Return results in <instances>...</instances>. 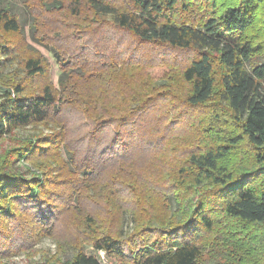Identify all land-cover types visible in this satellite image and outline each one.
Here are the masks:
<instances>
[{
	"label": "trees",
	"instance_id": "16d2710c",
	"mask_svg": "<svg viewBox=\"0 0 264 264\" xmlns=\"http://www.w3.org/2000/svg\"><path fill=\"white\" fill-rule=\"evenodd\" d=\"M252 1L240 0L212 15L217 4L196 12L192 0H17L29 18L33 42L49 49L54 58L55 77L52 64L29 45L15 4L0 0V141L34 125L55 124L59 131L47 141L42 138L41 146L32 149L26 144L13 152L28 158L36 149L37 154L55 149L62 169L72 177L50 185L63 192L51 191L47 184L8 168V153L0 157V259L24 250L34 241L35 229H50L68 212L73 195V208L85 225L93 224L83 208L90 205L86 196L91 187L104 185L120 194L122 175L138 174L125 166L144 158L153 161L173 137L163 132L182 127V117H177L162 128L167 113L161 114L157 104L174 100L171 77L156 87L143 76L146 64L134 58V50L122 48L120 37L125 35L138 47L186 54L176 68L190 87L185 103L202 109L216 93L256 151L257 164L236 174L225 171L220 163L240 139L234 137L227 146H205L203 130L197 134L202 146H194L196 151L186 159L189 169L179 168L177 175L190 173L196 183L210 181L213 189L201 195L187 216L172 211L169 202L178 197L168 199L160 191L170 220L136 219L133 230L119 237L88 231L94 233L88 238L93 250L103 252L109 264H205L201 243L213 237L218 211L245 224L264 225V189L255 185L264 176V61L253 60L255 47L241 40L253 23ZM66 12L67 17L60 16ZM94 18L97 24L91 30L67 23L82 19L89 26ZM196 119L193 128L204 122ZM230 259L228 264H264L246 261L236 251ZM62 264L101 263L95 255L75 249Z\"/></svg>",
	"mask_w": 264,
	"mask_h": 264
},
{
	"label": "rangeland",
	"instance_id": "374dc122",
	"mask_svg": "<svg viewBox=\"0 0 264 264\" xmlns=\"http://www.w3.org/2000/svg\"><path fill=\"white\" fill-rule=\"evenodd\" d=\"M12 2L15 4L13 9L18 13L22 25L27 31V27H29L27 13L25 14L23 8L17 4V0H12ZM237 2H240V0H192L196 12L208 11L210 8L212 9L214 3L217 4V9L212 15L215 12L217 14L222 12L226 6L237 4ZM252 2H254L253 23L241 40L246 39L253 44L256 49L255 56L257 57L253 60L261 63L264 61V0H253ZM60 16L67 17V12ZM94 20H88L91 22L89 26L84 25L82 19L79 22L67 19V23L77 25L83 30H91L97 24V19L94 18ZM103 20L108 21L109 19L105 17ZM25 34L29 45L40 51L53 66L54 58L49 49L33 42L30 30ZM120 38L123 44L122 48L134 50V58H140L139 60L143 61L139 62L146 64L142 75L153 81L156 87L164 86L165 81H168L167 78L171 77L172 81L168 84L174 93V100L170 98L162 99L157 106L161 114L167 113L166 117H163L162 128L169 120H176L177 117H182V127L177 129L172 127L163 132L166 134L165 136L173 134V137L168 141V145L161 150V154L153 161L144 158L138 162L136 161L133 165L125 166L126 171L138 174L134 173V176L121 174L124 176L122 179L124 183L120 187V194L112 193L109 188L110 193L108 187L104 185L91 187L86 196V198H89L90 205L85 204L83 208H87L84 210V215L85 213L88 214L93 219V224L85 225V219L81 217L82 215L78 212V209L73 208L77 200L76 196L73 195L74 198L66 206L67 213L59 217L56 222H53L50 229L44 231L41 229L40 232L35 229L34 241L28 243L24 250H19L9 257L1 258L0 264H62L72 256L75 249L86 254L95 255L101 264H109L110 260L103 252L93 250L88 238H91L94 233L90 234L88 231L110 232L113 236L119 237L126 236L133 230L136 219L144 220L148 217L159 221L170 220V213L165 211L158 196L160 191L166 193L168 199L178 197V200H174L172 203L169 202L172 211L175 213L182 210L187 216L192 210V205L200 199L201 195L211 191L214 187L210 181H204L201 184L196 183L190 173L185 174L183 177L177 175L179 168L189 169L186 159L191 152L196 151L194 146H202L197 134L203 130H205L203 132L208 137L207 140L204 139L205 146H227L234 137L240 139V142L231 149V152L220 163L225 171L236 174L256 167V151L246 137L243 136L241 129L234 123L216 93L202 109H190L185 103L190 87L181 81L177 69L181 68L182 63L180 62L184 60L182 58H187L186 54L175 53L164 47L151 45L138 47L128 35ZM174 58H176L175 62L173 61ZM14 69H16L15 66L9 70L12 73ZM57 72L58 70L53 66V76L56 77ZM215 73V92H217L219 90L220 73L217 66L215 67ZM193 118H197V121L201 118L204 122L193 128ZM58 131L56 125L51 123L34 125L15 131L0 141V157L8 153L7 165L12 171L21 173L28 180L35 178L40 183L47 184L49 186L48 190L63 192L64 190L62 188L57 189L56 185L58 182L60 184L65 183L72 177L67 173L68 171L62 169L55 149L40 151L38 154L36 149V153L32 152L33 155L28 152V158L13 152L14 149L26 144H29L32 149L41 146L42 138L47 141L49 137ZM197 150L199 151V149ZM30 157L34 160L30 161ZM113 175L115 173L109 174L110 177ZM55 183L54 187H50L51 184ZM255 185L258 190L264 189V176L257 178ZM156 188L158 192L155 191ZM148 194L150 196L147 199L148 202L145 203ZM217 214L218 221L215 223L216 228L213 237L201 243V246H205L203 251L205 264H228L227 260H231L230 258L235 251L240 254V257L244 254L246 261L264 262V249L262 248L264 244V225L245 224L226 218L220 211ZM10 227L12 229V225ZM234 246L239 247V249L236 250L237 247ZM210 251L213 254H209Z\"/></svg>",
	"mask_w": 264,
	"mask_h": 264
}]
</instances>
